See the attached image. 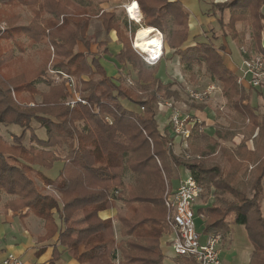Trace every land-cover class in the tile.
Here are the masks:
<instances>
[{"label":"trees","instance_id":"obj_1","mask_svg":"<svg viewBox=\"0 0 264 264\" xmlns=\"http://www.w3.org/2000/svg\"><path fill=\"white\" fill-rule=\"evenodd\" d=\"M134 2L145 24L141 26L165 35L172 58H178L189 72L196 65L204 67L220 84L230 112L225 118L227 128L216 133L218 139L231 141L234 134H241L245 142L256 133L255 148L248 149L244 144L218 146L227 154L225 165L212 166L204 145L215 140L203 130L202 123L192 127L189 139V149L199 159L183 161L176 157L170 149V132L159 130L156 116L157 98H171L172 87L177 84H164L156 77L159 63L144 65L131 47L137 28L131 27L127 19L105 12L88 0H0V124L22 129L11 143L0 136V202L1 195L9 198L3 210L20 217L26 210L24 216L32 214L40 219L44 235L37 238L39 244L56 237L48 264L63 253L78 264H164L160 248L167 232L163 177H173V169L177 172L182 168L200 187L201 198L213 191L220 195L215 205L195 208L203 233L226 236L232 226L243 227L252 246L248 264H263L264 219L259 195L264 179V114H258L249 102L251 89H257L249 86L245 92L238 88L234 72L222 60L225 45L216 46L214 35L211 41L184 47L188 14L180 2ZM210 9L223 39L229 37L239 46L243 35L237 26L246 24L251 29L255 54L264 56V0H225L211 3ZM22 10L31 15L27 24H20ZM94 18L100 20L105 34L115 33L119 49L114 59L116 65L127 63L135 72L133 88L126 86L125 75L109 76L101 57L78 50L80 43L88 48L85 38ZM169 25L182 27V31L167 34ZM138 37L136 33L134 39ZM25 45L45 47L39 63L15 56V51L23 52ZM249 56L247 53L246 58ZM49 70L53 78L47 76ZM58 72L67 79L61 77L58 80L63 82L55 83ZM69 82L74 85L73 91L65 85ZM38 84H44L47 90L40 92ZM73 92L80 101L71 108L66 100L73 98ZM35 96L41 100L36 102ZM32 121L45 129L44 140L31 129ZM27 132L28 147L23 145ZM57 161L62 167L55 179L37 169H50ZM250 166L254 176L252 197L248 198L239 184ZM35 171L39 182L55 191L58 199L42 193ZM128 172L133 182L125 184ZM175 178L178 180L177 175ZM175 184L170 186L175 189ZM116 202L124 211L115 216L117 234L112 219L99 216L114 209ZM70 212L82 214L84 228L74 223L65 227L58 224ZM58 247L63 251L59 252ZM44 251L42 246L35 254L40 256ZM176 259L181 264H196L190 257Z\"/></svg>","mask_w":264,"mask_h":264},{"label":"rangeland","instance_id":"obj_2","mask_svg":"<svg viewBox=\"0 0 264 264\" xmlns=\"http://www.w3.org/2000/svg\"><path fill=\"white\" fill-rule=\"evenodd\" d=\"M76 1V0H74ZM92 3L93 6H98V8L105 10V12L114 13L119 18H125L130 22L131 27L137 28V30L134 33V37L136 33L138 36H144L147 33H149V30H145L144 27L141 26L142 21L139 23H135L134 21L129 19L128 14L126 13V10L123 8L129 5V3L133 2L134 0H88ZM200 1V7H201V13H202V23L201 25H197L196 27H192L194 32H191L188 41L195 40L197 41H211L210 38L212 35L215 36V39H212V42L216 45H225L228 44L229 46V55H232V58L236 59L239 58L236 54L237 52H240V55L242 56V59H236V84L238 88H241L243 91L247 92L249 89L248 83H238L239 75V67L242 64V60L246 59L247 53L249 55L255 54V51L253 50V41L251 36V29L246 24H239L237 26V30L241 32L243 35V40L241 41V44L237 47L238 50H236L235 45L232 44V46L229 45V42H231L230 38L223 39L221 37V33L219 31V27L215 22L214 16L211 15V9L210 4L212 2H218V1H225V0H199ZM227 14L225 15L227 19ZM141 17V15H140ZM142 18V17H141ZM31 19V15L28 11L22 10L21 11V22L20 24H27V22ZM141 20V19H140ZM3 27L0 25V29ZM157 30V29H156ZM182 29L180 28H173L171 25L168 26V29L166 30L167 34H173L175 32H181ZM160 32V31H159ZM161 33V32H160ZM196 33V35L192 38V34ZM163 35V41L164 45H166V38L165 35ZM161 35V36H162ZM264 39V35H263ZM85 41L88 44V48H85L80 43L78 46L79 51H83L84 53L88 52L93 55L101 57V63L105 66L109 76L111 77H118L126 76L127 79H130L132 82V85H128L126 83V86L129 88H133L136 83V74L132 70L131 66L127 63L123 65H116V61L114 59V55L118 52L119 44L117 40L115 39V33L111 32L109 34H105L101 27L100 20L92 19L90 22L89 30L86 34ZM23 42H26V39H23ZM262 45H264V41L262 40ZM242 46V47H241ZM242 49H241V48ZM43 48H45L42 45H37L33 47H29L28 45H25V49L23 52L21 51H15V56H21L23 60H26L29 58L34 63H39L42 59V51ZM239 49H241L239 51ZM50 51L52 49L50 48ZM107 51V53H105ZM164 52V50H163ZM251 57V56H250ZM165 61V56L163 55L162 59L160 61ZM167 62V61H166ZM171 62V63H170ZM145 65V64H144ZM15 68L21 69L22 65L18 66V64L13 65ZM148 67L147 65H145ZM166 66V65H165ZM167 67L169 70L166 69V67H160L157 68L156 71V77L158 75V79L164 81V82H175L177 85H174L172 87V90H174L173 96L169 99L165 98H157V101L162 100H169L175 103L177 108L183 112L184 114L189 115L191 118L200 120V122H203L204 124V131L213 136L215 143L204 145L206 148L207 156L209 157V163L210 165H217L219 167H223L225 165V160L227 157L226 153H223L220 148H234L240 144H244L246 148L253 150L255 148V136L256 133L246 140L245 142H242L244 140V136L241 134H234L231 141H222L221 139H218L216 136V133L222 132L224 129L227 128L228 123L225 121L226 116L229 114L230 109L227 106V101L223 97L222 88L220 84L216 81H213L210 76L206 73L204 67L201 66H194L193 70L191 72L187 71L184 67L180 65L178 61L172 60L167 62ZM241 68V67H240ZM167 72V73H166ZM119 74V75H118ZM135 74V75H134ZM47 76L50 78H53V72L51 70L48 71ZM61 79V76L57 75L55 83H61L63 80ZM74 80V79H73ZM75 84L76 81L74 80ZM67 89L70 91L71 88L68 86V83L65 84ZM214 87V90L211 91L210 94L206 96L205 99H203L200 102H196L190 99L188 92H197V93H203L208 88ZM37 88L40 92H45L47 90V87L44 84H38ZM79 88V85H78ZM77 93L78 89H77ZM35 101L39 102L41 99L39 96H35ZM70 100V98H67V102ZM123 102L124 100H120ZM250 104L255 107L258 114H264V85L260 87L257 90L250 91V98H249ZM32 106V105H31ZM124 106L127 108L134 109V107L130 106L129 104L124 103ZM156 120L158 123V128L162 132H170V139L172 137L170 125L168 122V113L164 112L163 110H160L158 108ZM31 129L34 131L35 135L41 139L44 140L46 138L45 129L41 127V125L37 121H32L30 123ZM22 129L15 125H2L0 124V136L3 138L4 141L11 143L12 138L14 136L20 135ZM222 136V135H221ZM29 132L26 133V137L23 141V145L28 147L29 146ZM186 147H182L181 144H179L178 139L172 138V145L170 147L171 153L175 155L178 158H181L183 161H193L199 159V156L196 154H193L189 149V140L185 144ZM220 146V148L218 147ZM185 155H189V159H186ZM60 156H63V154H60ZM158 166L160 167L159 161ZM62 167V162L57 161L53 164V166L50 169H44V168H37L40 173L45 175L46 177L50 179L57 178L60 169ZM35 175L36 177V183L38 187L41 189L43 194H49L53 196L54 198L58 197L54 194V191L48 189L45 185H43L41 182H39L38 175ZM175 175H177L178 180L175 178ZM187 176V173L182 168L177 170V172L173 169V177L170 178H164V191L166 189V186L168 185L170 189L173 188L170 186L172 185L177 186L180 180L184 179ZM254 176L253 171L251 170V166L243 173V175L240 178V184L239 187L242 189L246 196L248 198L252 197V189H251V182L252 178ZM175 178V179H174ZM133 182V177L131 176L130 172L126 173V176L124 178L125 184H130ZM171 182V183H170ZM261 193L259 195V206H260V212L261 216L264 219V179L262 180L261 187H260ZM163 191V194H164ZM212 192V190H211ZM162 194V196H163ZM1 203L0 206L2 207V203L5 202L8 197L1 195ZM220 196L219 194L214 193V191L209 195L207 198H201L199 197V200L196 203V208L201 206H213L217 202V197ZM119 206V205H118ZM121 206V205H120ZM121 212L123 211V207L121 208ZM78 213V212H70ZM70 213L64 214L63 220L61 219L58 221V224L63 225V227L68 226L70 223L76 224L80 228V224H84L82 220V214L80 213L79 216H72ZM72 216V217H71ZM199 218L195 219V225L196 230L199 234L203 235L202 231V225ZM85 225V224H84ZM83 225V226H84ZM117 230V228H116ZM118 233V230L115 231ZM216 234H219L221 237V245L219 246L220 250V260L221 264H244L248 263V259H250V256L252 254V246L248 240V237L246 235V231L241 226H232L230 232L223 236L220 232H216ZM205 235V234H204ZM163 247V254H164V264H181L180 262H177V259L175 260L172 251L166 246L165 244V236H162V243ZM8 254V253H7ZM229 260V261H228ZM264 264V262H263Z\"/></svg>","mask_w":264,"mask_h":264},{"label":"built area","instance_id":"obj_3","mask_svg":"<svg viewBox=\"0 0 264 264\" xmlns=\"http://www.w3.org/2000/svg\"><path fill=\"white\" fill-rule=\"evenodd\" d=\"M139 10V9H138ZM162 35V33H160ZM160 37V36H159ZM161 39V51L155 58L148 54H143L135 48L134 38L131 40L132 49L141 57L145 65L153 67L157 65L163 57L164 41ZM264 41V39H262ZM251 56V57H250ZM242 60L241 68L239 67L238 83L247 82L251 88L259 89L264 85V56L252 54ZM62 79L66 76L57 73ZM128 85H132L130 79H126ZM68 86L73 91L72 82ZM214 87L208 88L203 93L188 92L191 100L200 102L206 98ZM79 97L73 92V98L66 104L73 107ZM158 108L168 113V122L170 125L173 139H178L182 147H186V142L190 139L192 127L203 122L191 118L189 115L181 112L174 102L169 100L158 101ZM189 159V155H185ZM48 189L52 190L50 187ZM53 191V190H52ZM201 193L200 187L190 176L180 180L175 189H170L167 185L162 196V202L165 209L164 220L167 226L165 244L172 251L174 258L190 257L196 264H221L220 250L221 237L219 234L212 233L201 235L196 230L195 225V207ZM54 194L57 196L56 192ZM0 264H23L22 260L13 253H8L0 261Z\"/></svg>","mask_w":264,"mask_h":264},{"label":"crops","instance_id":"obj_4","mask_svg":"<svg viewBox=\"0 0 264 264\" xmlns=\"http://www.w3.org/2000/svg\"><path fill=\"white\" fill-rule=\"evenodd\" d=\"M171 1L180 2L185 12L188 14V38H189L191 32H194L195 30V28L194 30H192L193 29L192 27H196V22H197V25H201L202 23L201 19L203 17L201 13L200 1L199 0H171ZM218 2H222V1H218ZM123 8L125 9V7ZM142 25H145V24L142 22ZM172 27L176 29L177 28L182 29V27H178V26H172ZM150 32H152V30ZM179 32H175V33H179ZM195 35L196 33L192 34V38ZM115 39H116V36H115ZM197 42H200V41H197ZM194 43H196L195 40L188 41L187 39L186 43L184 44V47H188L190 45H193ZM232 44H234L236 50H238L237 48L238 46L233 41L229 42L230 46H232ZM225 48L226 49L222 53L223 63L228 70L235 73L237 69L236 59H239V58L242 59V56L240 55V52H237L236 55L239 58L234 59L232 58V55L231 56L229 55L230 53L228 51L229 49L228 44H225ZM241 49H239V51ZM170 53H171L170 48L167 45H164L163 55L165 56V61L163 60L160 61L157 68H159V66L160 67L162 66V67H166V69L169 70V68L167 67V62L172 61V60L178 61V58H172L170 56ZM160 81L163 82L164 84L170 83V82H164L162 80ZM3 204L4 202L2 203V207L0 206V261L5 257L7 253H13L22 260L23 264H48L52 257V249H53V245L56 242V237L53 238L51 241L39 244L37 242V238L44 235L43 222L40 219L33 216L32 214L24 216L23 214H25L26 210H24L21 213L22 216H24L23 218L22 216L20 217V214L13 213L11 211L5 212L3 210ZM121 208H122V204L120 202H116V206L114 209L104 211L99 214L100 218L102 219H106V218L112 219L115 231H117L116 228L118 229V222L115 219V216L117 213L121 212ZM79 214L80 213H73V214L70 213V215L72 216H79ZM83 225L84 224H80L79 225L80 228H84L85 225L84 226ZM115 233L117 234V232ZM161 243H162V238L160 240V248L163 252V247ZM42 246H44V250H45L44 253H42L40 256H36L35 253ZM58 250L59 252L63 251L61 247H58ZM53 264H78V263L68 253H63L58 257V259H56L53 262ZM244 264H248V263L246 262Z\"/></svg>","mask_w":264,"mask_h":264},{"label":"bare ground","instance_id":"obj_5","mask_svg":"<svg viewBox=\"0 0 264 264\" xmlns=\"http://www.w3.org/2000/svg\"><path fill=\"white\" fill-rule=\"evenodd\" d=\"M133 3H135L136 8L133 10V12H129V8H131ZM125 10L130 20L134 21L135 23H139L141 21L140 13L136 2L133 1L129 3ZM159 36L162 38L160 33L152 31L144 36L138 37L137 39H134L135 48L138 49L139 52L143 54H148L155 58L160 54L161 51V39Z\"/></svg>","mask_w":264,"mask_h":264},{"label":"snow or ice","instance_id":"obj_6","mask_svg":"<svg viewBox=\"0 0 264 264\" xmlns=\"http://www.w3.org/2000/svg\"><path fill=\"white\" fill-rule=\"evenodd\" d=\"M136 8L135 3L132 4L131 8H129V12H133V10Z\"/></svg>","mask_w":264,"mask_h":264}]
</instances>
